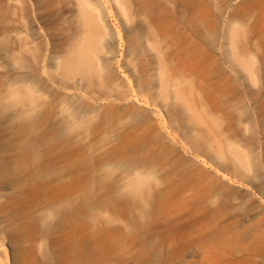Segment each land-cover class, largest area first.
<instances>
[{
    "label": "rangeland",
    "instance_id": "rangeland-1",
    "mask_svg": "<svg viewBox=\"0 0 264 264\" xmlns=\"http://www.w3.org/2000/svg\"><path fill=\"white\" fill-rule=\"evenodd\" d=\"M128 1L66 92L77 0H0V264H264V0Z\"/></svg>",
    "mask_w": 264,
    "mask_h": 264
},
{
    "label": "bare ground",
    "instance_id": "bare-ground-1",
    "mask_svg": "<svg viewBox=\"0 0 264 264\" xmlns=\"http://www.w3.org/2000/svg\"><path fill=\"white\" fill-rule=\"evenodd\" d=\"M77 2V6L80 10V18L85 31L79 39L74 40L78 42L71 54L62 61H60V57L53 59L50 65V69L53 71L54 75H51L49 80L66 92L78 90L77 83L71 86L72 82L78 79L84 81L94 74L100 75L102 73V69L99 65V56L106 50L104 41H109V44H114L118 38L110 25H108L106 10L98 0H77ZM113 2L123 14H126L130 10L128 0H113ZM19 84H21L23 88L22 94L11 91L10 98L15 99L16 97H21L24 102L26 100L29 101L28 109H24L21 116L26 117L29 122H35L32 115L36 111L35 107H33L37 101L35 98L41 90L39 83L36 82L29 73H25L19 80ZM66 104L70 108L73 107L72 103L67 102ZM16 119L20 120L21 118L18 116ZM144 175L143 172H138L139 178L134 180L130 188L135 189V187L145 185L146 178H144ZM174 231V228L166 230L162 237V242L164 244L174 241L170 238V235H173L172 233ZM217 232L218 236H223L225 233L219 229H217Z\"/></svg>",
    "mask_w": 264,
    "mask_h": 264
}]
</instances>
